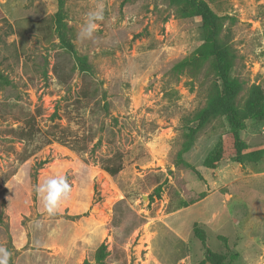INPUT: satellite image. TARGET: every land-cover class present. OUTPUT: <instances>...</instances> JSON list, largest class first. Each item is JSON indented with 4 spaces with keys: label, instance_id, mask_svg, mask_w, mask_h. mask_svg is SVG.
Wrapping results in <instances>:
<instances>
[{
    "label": "rangeland",
    "instance_id": "1",
    "mask_svg": "<svg viewBox=\"0 0 264 264\" xmlns=\"http://www.w3.org/2000/svg\"><path fill=\"white\" fill-rule=\"evenodd\" d=\"M206 1L231 30L239 98L258 96L264 108V0ZM99 3L104 20L78 40ZM60 9L59 26L51 16ZM204 41L201 16H181L171 0H0V246L9 264H264V118L239 131L253 154L244 163L226 116L189 121L216 74L211 60L178 64ZM85 79L102 81L92 90L110 96L107 112L78 105ZM28 120L38 130L30 143ZM54 124L93 140L83 153L43 144ZM117 151L124 167L112 176L101 164ZM56 175L71 193L49 217L35 187Z\"/></svg>",
    "mask_w": 264,
    "mask_h": 264
},
{
    "label": "trees",
    "instance_id": "2",
    "mask_svg": "<svg viewBox=\"0 0 264 264\" xmlns=\"http://www.w3.org/2000/svg\"><path fill=\"white\" fill-rule=\"evenodd\" d=\"M171 3L177 7L178 13L183 17L201 16L205 34V41L196 49L194 58H185L178 65L186 67L196 61L204 63L211 60L216 74V79L208 85L206 104L195 110L188 118L189 121L195 122L198 126H203L220 116H226L231 124L234 137L235 158L240 163L252 160V153L243 152L244 144H242L239 131L247 119L263 120L264 108L258 96L249 97L245 102L242 100L243 96L239 98L243 89L242 85L237 78L231 77V69L236 54L231 43L230 28L224 27L223 17L216 14L206 0H171ZM51 18H55L54 21L60 26L62 24L61 9ZM93 84L97 88L98 85L102 84V81L95 83L85 79L76 102L79 106L81 104L82 108L90 107L91 110H95V107H101L107 112L111 104L110 96L107 95L106 91L101 96H97L92 90ZM54 115L57 117L58 111ZM196 129L192 127L191 137ZM37 131L34 123L28 120L27 128L22 131L23 138L30 143L36 138ZM41 132H43L41 134L43 144L58 142L82 153L87 149L88 142L93 140V137H90L87 132L82 133V135H75L71 128L60 124H54L50 129ZM101 141L99 139L96 144H101ZM122 158L123 154L117 151L113 156L104 158L101 166L110 175L115 176L123 170ZM84 264L91 263L85 262Z\"/></svg>",
    "mask_w": 264,
    "mask_h": 264
},
{
    "label": "clouds",
    "instance_id": "3",
    "mask_svg": "<svg viewBox=\"0 0 264 264\" xmlns=\"http://www.w3.org/2000/svg\"><path fill=\"white\" fill-rule=\"evenodd\" d=\"M104 20V5L102 3L89 10L85 14L84 23L77 33L78 40L92 39L97 30V22ZM35 192L43 205V211L49 217L55 216L62 201L66 200L71 193V186L63 175L46 178L42 183L36 185ZM36 227H40L37 222ZM11 252L6 247L0 246V264H9Z\"/></svg>",
    "mask_w": 264,
    "mask_h": 264
}]
</instances>
